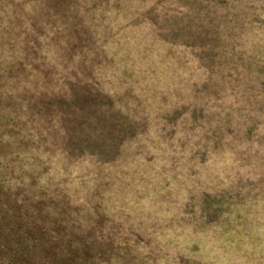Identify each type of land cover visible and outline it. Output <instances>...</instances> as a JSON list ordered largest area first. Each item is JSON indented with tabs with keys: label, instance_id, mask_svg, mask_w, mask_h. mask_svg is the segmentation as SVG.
<instances>
[{
	"label": "trees",
	"instance_id": "obj_1",
	"mask_svg": "<svg viewBox=\"0 0 264 264\" xmlns=\"http://www.w3.org/2000/svg\"><path fill=\"white\" fill-rule=\"evenodd\" d=\"M167 149L187 174L226 161L195 222L224 228L210 259L201 234L154 254L121 233L124 180ZM252 233L264 0H0V264H261Z\"/></svg>",
	"mask_w": 264,
	"mask_h": 264
},
{
	"label": "rangeland",
	"instance_id": "obj_2",
	"mask_svg": "<svg viewBox=\"0 0 264 264\" xmlns=\"http://www.w3.org/2000/svg\"><path fill=\"white\" fill-rule=\"evenodd\" d=\"M17 141L20 142L19 139ZM18 151L20 152V149ZM162 153L166 159L144 168L146 171L145 176L137 170L136 176L124 180V191L120 194V198L127 199V207L122 219L123 228L121 233L131 243L134 240L133 236L138 235L136 239L138 245H140L139 247H147L154 254H157V246L161 247V254L165 250L176 251L175 249L182 247L193 236L201 234L204 238L201 243L202 257L210 259L211 253L207 252L223 250L219 243V237L224 232V228H220L215 233L212 232L217 229L214 226L202 227L194 231L197 229L195 222L196 218L201 216L200 205L202 201L208 200L212 205H215L213 198L215 193L220 191L217 187H222L219 181L214 180V176L210 178V181H207L208 174L211 173L212 175L214 170L221 173L223 163L226 161L201 163L200 159L195 158L191 162L193 168L187 174V172L182 171L181 167H178L181 165L179 162L170 163L169 157L173 155L172 150L167 149ZM228 168H230V165H228ZM175 172H177L176 177L172 176ZM156 173L163 174L164 178L155 175ZM223 183H227V180L224 179ZM192 196V200H189L188 198ZM187 204H190V207L187 208ZM211 206L209 209L215 211L216 209ZM202 219L203 217L199 220L202 221ZM127 220L131 221L129 222L130 225L127 224ZM232 221H234V218L231 217L223 225L228 227ZM239 228L235 227V230L240 232ZM258 235V233H252L247 235L244 240L245 242L258 240V244L264 243V236ZM231 245L232 243L229 247L233 249L236 247V245ZM258 247L260 248L257 253L258 257L262 260L261 264H264V245ZM228 253L230 254V252ZM245 257L246 261L252 259L249 254ZM187 258L189 257L186 256Z\"/></svg>",
	"mask_w": 264,
	"mask_h": 264
}]
</instances>
